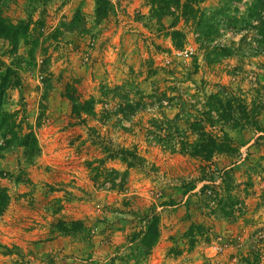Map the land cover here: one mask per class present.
I'll use <instances>...</instances> for the list:
<instances>
[{
  "label": "rangeland",
  "instance_id": "obj_1",
  "mask_svg": "<svg viewBox=\"0 0 264 264\" xmlns=\"http://www.w3.org/2000/svg\"><path fill=\"white\" fill-rule=\"evenodd\" d=\"M157 2L109 0L103 19L95 0H14L2 12L30 24L16 52L0 39V57L20 79L3 108L15 115L19 135L35 134L40 153L29 160L0 136V183L11 198L0 216V264H264V52L255 55L252 30H221L218 41L237 54L212 63L195 42L194 21L159 20ZM221 2L205 0L202 8ZM174 23L197 48L192 58L174 46ZM70 87L79 102L95 101L98 116H81L98 121L95 132L73 114ZM218 91L246 109L237 128L216 114L217 123H203L215 137L227 134L232 153L204 145L184 155L179 143L172 153L148 141L151 121L174 119L185 102L193 118L183 112L178 125L194 143L190 124L204 119L203 104ZM124 97L144 105L129 120L113 114ZM105 144L140 160L129 167L110 159ZM112 170L121 174H113L117 186L105 182ZM153 213L160 235L146 254L140 234Z\"/></svg>",
  "mask_w": 264,
  "mask_h": 264
},
{
  "label": "trees",
  "instance_id": "obj_2",
  "mask_svg": "<svg viewBox=\"0 0 264 264\" xmlns=\"http://www.w3.org/2000/svg\"><path fill=\"white\" fill-rule=\"evenodd\" d=\"M14 0H0V39L7 40L14 53L17 51L21 41L26 40L29 37L30 24L25 21H20L18 23H13L8 20L2 13L9 5L10 2ZM53 0H43V2H49ZM222 0L220 6L215 10H207L202 8L205 0H159L157 2L160 6L153 10L154 16L159 20H162L164 17L175 16V21H183L188 24L193 20V35L195 37V42L198 45L200 51L204 53L206 59H209L210 62L216 63L222 59H227L233 57L237 54V49L234 44L227 43V40L218 41L221 36V30L232 34L236 33L238 27H244V33L252 32L254 33V40L251 41L252 44H257L255 49V55H260L264 52V0ZM96 2V16L97 19H103L109 15L111 11V4L109 0H95ZM238 5V9H233V4ZM172 6L176 8V12L172 13ZM111 7V8H110ZM177 16V17H176ZM183 19V20H182ZM77 23L74 21V24ZM228 25L229 30L222 28L221 24ZM77 25V24H76ZM172 28L174 31L170 33V37L174 43V46L178 50L184 49L187 42L188 35L177 29V23L173 24ZM242 25V26H241ZM222 28V29H221ZM20 85V79L18 73L13 70V68L5 65L4 61L0 57V136L6 140L9 144H14V146H20L24 150V156L29 160L39 156L40 149L38 147V141L35 134L30 131L19 135L16 131L17 123L14 120L15 115L10 114L5 111L4 101L7 97V91L11 88ZM74 88L68 89V98L73 104V114L84 122L83 117H95L98 116L95 110V101L90 99L86 102H79L78 98L75 97ZM152 97V95H150ZM126 101L124 105H121L118 111L113 114L120 115L124 120H129L132 115L143 110L144 105L139 100L137 102L129 101L128 97H124ZM207 101L203 104V108L206 109L200 113L201 117L204 119H199L195 117V120L190 124V128L197 140L192 143L190 137L185 135L179 128L178 121L183 112H186L185 109L188 103L180 102V110L175 116L174 119H166L165 121H158L154 119L151 121V126L153 129L148 130L149 136L148 141L151 139L155 140L158 144H161L165 150L169 149L172 153H177L175 143L180 145V154L187 155L189 149L197 150L201 146L208 145L211 147V153L213 154H230L233 152L230 147V139L225 134L223 137H215L207 133L203 128V123L205 120H208L211 125L217 123L214 119V115L218 116V122H224L229 124L232 128H237L240 125L241 120L246 118L247 114L245 113L246 109L239 105L236 107L237 99L235 97L227 94L226 91H218L217 93L210 94L207 98ZM169 101H179V97L174 96L170 98ZM160 104H168L167 101H160ZM243 108V109H242ZM242 110V111H241ZM242 113V118H239L237 113ZM193 112V111H191ZM198 113V116H199ZM105 117V113L103 114ZM187 118H193L192 113H190ZM206 117V119H205ZM196 121V122H195ZM195 122V123H194ZM213 123V124H212ZM186 136V137H185ZM150 137V139H149ZM190 142V143H188ZM107 147V145H104ZM1 147V151H3ZM108 158H121V161L128 163L129 167H132L136 164V160H140L137 153L134 150L122 148L117 151L108 148L106 149ZM118 156V157H117ZM105 163V161H101ZM3 172L0 171V177ZM121 176L120 172L117 170H112L111 174L105 176V182L112 183L113 186H117L116 177ZM123 182L120 186L124 187L126 184V179L128 174H123ZM193 190V189H191ZM11 202L9 191L5 186H2L0 183V216H2L8 209ZM155 212V211H154ZM154 214V213H153ZM149 219L145 220L144 231L141 232L143 237L141 242V248L145 251L146 254L154 248L155 244L159 240L160 230V220L159 217L154 214L148 217Z\"/></svg>",
  "mask_w": 264,
  "mask_h": 264
},
{
  "label": "built area",
  "instance_id": "obj_3",
  "mask_svg": "<svg viewBox=\"0 0 264 264\" xmlns=\"http://www.w3.org/2000/svg\"><path fill=\"white\" fill-rule=\"evenodd\" d=\"M180 51V56H182V58H192L196 55L197 48L192 44H188Z\"/></svg>",
  "mask_w": 264,
  "mask_h": 264
},
{
  "label": "crops",
  "instance_id": "obj_4",
  "mask_svg": "<svg viewBox=\"0 0 264 264\" xmlns=\"http://www.w3.org/2000/svg\"><path fill=\"white\" fill-rule=\"evenodd\" d=\"M202 57V56H201ZM97 120H95V119H93L92 121H91V123L89 122V123H87V122H83V123H85V125H82L81 127H86V129H87V131H92V132H95L94 131V127L96 126L95 124L98 122H96ZM80 125V124H79ZM94 126V127H93ZM72 128H75V129H77V127H72ZM117 131H119V129H117ZM71 140H73V138L71 139ZM74 143H76V140L74 141Z\"/></svg>",
  "mask_w": 264,
  "mask_h": 264
}]
</instances>
